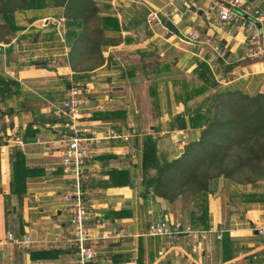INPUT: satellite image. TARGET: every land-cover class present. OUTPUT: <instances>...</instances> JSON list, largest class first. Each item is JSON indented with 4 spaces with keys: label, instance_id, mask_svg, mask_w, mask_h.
<instances>
[{
    "label": "crops",
    "instance_id": "obj_1",
    "mask_svg": "<svg viewBox=\"0 0 264 264\" xmlns=\"http://www.w3.org/2000/svg\"><path fill=\"white\" fill-rule=\"evenodd\" d=\"M92 1L119 30L106 32L115 43L103 50V65L87 74H75L67 63L63 8L17 14L19 31L0 43V76L19 86V94L2 104L11 114L0 117V240L8 231L32 240L27 250L6 243L0 264H76L60 167L65 120L55 115L75 81L84 84L88 101L82 125L129 137L97 142L86 165L83 200L96 264H264V202L243 196L264 193V180L246 187L215 182L207 228L182 218L178 204L145 197L141 186L147 138L168 159L199 139L201 129L190 128L186 115L214 93L202 90L201 66L222 88L254 94L264 92V57H249L244 32L217 27L205 3ZM249 1L264 12V0ZM153 13L169 19L176 32L165 21L151 22ZM192 33L198 43L187 41ZM179 117L186 128L178 126ZM114 171L129 173L132 185L123 178L114 185ZM161 221H180L192 232L170 240L145 235ZM108 234L119 237L104 238Z\"/></svg>",
    "mask_w": 264,
    "mask_h": 264
},
{
    "label": "trees",
    "instance_id": "obj_2",
    "mask_svg": "<svg viewBox=\"0 0 264 264\" xmlns=\"http://www.w3.org/2000/svg\"><path fill=\"white\" fill-rule=\"evenodd\" d=\"M46 8L64 9L67 63L71 70L87 74L102 66L103 50L115 43L106 32L118 31L119 25L115 19L100 17L92 0H0V43H9L19 31L15 24L17 14ZM200 75L206 85L203 92L214 93L186 115L190 128L201 129L199 139L185 145L179 157L168 159L159 152L157 142L147 138L141 161V186L145 197L170 204L188 202L191 207L184 213L185 219L207 228L209 197L216 181L224 179L246 187L264 180V92L248 94L222 88L205 65L201 66ZM18 90L16 82L0 76V117L11 114L12 111H2L1 107L18 95ZM177 120L178 126L186 128L182 117ZM16 167L19 169V162ZM112 174L114 185H120L122 178L132 185L129 173ZM243 196L264 202V193Z\"/></svg>",
    "mask_w": 264,
    "mask_h": 264
},
{
    "label": "built area",
    "instance_id": "obj_3",
    "mask_svg": "<svg viewBox=\"0 0 264 264\" xmlns=\"http://www.w3.org/2000/svg\"><path fill=\"white\" fill-rule=\"evenodd\" d=\"M190 7H197L198 3H205L207 10L217 19V27H235L241 29L246 37V42L251 46L249 57H264V12L249 0H181ZM64 19H60L63 23ZM150 21H156L161 25V20L153 13ZM187 41L198 43V35H187ZM204 44V43H203ZM211 45V41H206ZM217 50V48H215ZM84 84L78 81L71 82L65 92V98L55 115L65 120L63 128L66 131L65 146L60 158L62 174L66 179V206L65 212L69 216L72 227L71 242L75 247L76 264H96L94 261L95 251L90 246L91 237L87 230V223L91 219L90 211L84 204L83 184L87 180L86 165L93 155V147L97 142L109 139L127 141L128 136L117 134L113 129L103 126L98 130L82 125L84 118L83 109L88 107V101L83 97ZM54 128H57L54 126ZM135 134L132 131L130 135ZM20 142V141H18ZM210 229L208 232H211ZM192 228L180 221H161L150 225L145 235L152 237H166L173 239L181 234H189ZM264 234V230H263ZM104 238L117 239L118 234L104 235ZM6 243L27 250L32 244L29 236L17 238L12 232L5 233L4 239L0 240V253ZM255 259V257H254Z\"/></svg>",
    "mask_w": 264,
    "mask_h": 264
},
{
    "label": "rangeland",
    "instance_id": "obj_4",
    "mask_svg": "<svg viewBox=\"0 0 264 264\" xmlns=\"http://www.w3.org/2000/svg\"><path fill=\"white\" fill-rule=\"evenodd\" d=\"M6 111V109H5ZM216 182H220L221 184H227V181L224 180V179H219L218 181ZM215 186V185H214ZM179 205L178 209L179 210V215H181L182 217L186 218V216H184V213L186 212L187 209H189L191 207V205H189L188 202L184 201V202H180V203H177Z\"/></svg>",
    "mask_w": 264,
    "mask_h": 264
},
{
    "label": "water",
    "instance_id": "obj_5",
    "mask_svg": "<svg viewBox=\"0 0 264 264\" xmlns=\"http://www.w3.org/2000/svg\"><path fill=\"white\" fill-rule=\"evenodd\" d=\"M159 18L161 19V21H165V27L169 32H176V27L173 25V23L169 20L166 19L164 16L160 15ZM231 68L228 66L225 70V72L230 71Z\"/></svg>",
    "mask_w": 264,
    "mask_h": 264
}]
</instances>
